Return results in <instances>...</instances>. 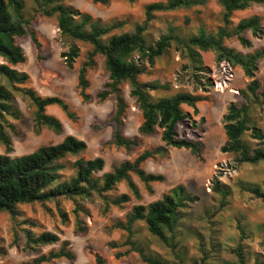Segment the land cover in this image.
<instances>
[{"label": "trees", "instance_id": "16d2710c", "mask_svg": "<svg viewBox=\"0 0 264 264\" xmlns=\"http://www.w3.org/2000/svg\"><path fill=\"white\" fill-rule=\"evenodd\" d=\"M94 5L108 6L111 0H88ZM133 4L135 0H124ZM264 0H216L220 7L218 23L211 28L199 24L194 33L187 36L177 33L169 25L166 33L156 40L148 39V29L159 14L187 11L202 8L208 0H157L143 6V20L133 26L131 33L117 34L127 25L126 20L102 22L90 14L80 12L63 0H32L34 9L45 18H54L60 36L71 42H79L87 47L75 79V89L81 102L92 99L103 103L113 97L114 109L108 120L113 125L111 140L107 143L114 148L130 153L141 145L140 136L154 135L160 131L161 145L148 147L131 160H123L110 171L98 175L104 167L101 157L93 159L77 158L86 150V144L72 135H66L59 143L35 148L31 153L10 157L11 139L9 134H16L15 124L22 118L16 107L14 96L18 94L31 109L34 133L47 129L55 135L63 131L61 122L46 113L50 106H56L65 117L75 121V114L68 104L57 96H40L28 86L29 76L15 69L25 62L22 49L16 39L28 36L35 49L40 45L36 34L29 28V20L24 18L22 0H0V146L5 154L0 155V212L6 213L11 221L18 217V207L37 204L46 208L47 203L57 205L59 201H68L73 205L74 232L82 234L85 226L81 217L88 215L83 202H99V213L107 216L115 209H121L132 201L141 202L143 193L152 196L153 185L163 182L161 174L148 173L142 165L147 161L165 160L169 150L185 149L201 160V143L197 140L177 137V126L184 124L188 114L186 106L196 112V105L205 99L189 92H179L168 97H153L151 93L166 92L168 85L158 80L142 81L154 68L157 60L163 57L171 45L180 48L188 67L193 71H203L201 53L211 52L216 62H226L239 68L248 79L244 89L240 90L242 102L229 103L222 117L225 142L220 152L232 156L235 165H256L264 163V130L253 122L251 112L257 106L264 111V81L255 78L257 63L264 58V49L242 53L226 45V41L235 40L242 48H250L251 42L245 38L250 33L253 38L264 35L261 18L251 15L233 22L234 14L247 10L251 5H261ZM80 49L71 44L61 54L66 69H73ZM102 60V68L107 81L102 89L91 97L89 73ZM195 83L198 84L196 74ZM127 85L129 97L134 100L140 113L137 135L125 137L122 133L123 119L129 108L122 95V87ZM264 115V113H263ZM247 137V138H246ZM71 158H76L70 161ZM124 182L127 193H116L117 186ZM241 192L264 203V182L262 186L239 182ZM217 199L213 205L214 216L228 204L230 187L214 184L211 188ZM196 197L186 191L182 185H176L156 201L148 204H135L122 218L109 220L106 226L108 234L118 231L124 234L121 242L109 241L107 247L113 251L116 260L135 254L144 264H206L207 255L198 241L200 258H186L187 250L180 245V230L187 212L196 201ZM59 215L65 220V213ZM142 224L147 233L169 250L174 261L159 258L149 250L147 244L135 239L136 225ZM27 224V228L14 230V240L18 231L23 238V248L37 254L36 257L22 264H48L58 260L72 262L74 253L67 241H60L56 234L47 231L35 232L37 227ZM234 229L237 235L235 247L230 253L236 264H246L243 242L250 237L242 222L236 221ZM252 232H250L251 234ZM16 242V241H15ZM58 245L44 254H39L42 247ZM103 260L95 256V264ZM254 264H261L255 259Z\"/></svg>", "mask_w": 264, "mask_h": 264}, {"label": "rangeland", "instance_id": "374dc122", "mask_svg": "<svg viewBox=\"0 0 264 264\" xmlns=\"http://www.w3.org/2000/svg\"><path fill=\"white\" fill-rule=\"evenodd\" d=\"M22 1L24 18L29 20V28L35 32L40 48L35 49L28 36L17 38L16 43L23 51L25 62L15 66V69L29 76L28 86L40 96H57L63 99L75 114V121L67 119L56 106H50L46 113L61 122L62 133L55 135L43 128L35 134L30 116L31 109L20 95L15 94V105L20 110L22 118L14 123L16 134H9L11 151L8 156L25 155L37 147L59 143L64 136L72 135L86 144V150L77 158L101 157L104 160L103 170L98 174L101 175L121 161L131 160L146 148L161 145L159 130L154 135L140 136V147L130 153L107 144L113 132V125L108 122L114 109L113 97L103 103H96L94 99L84 103L79 99L75 89L76 72L87 47L60 36L54 18H45L37 13L32 0ZM155 1L157 0H135L133 4H129L124 0H111L108 6H102L94 5L88 0H63L78 11L88 13L102 22L126 20L127 25L115 32L117 34L131 33L133 26L143 20V6ZM251 15L259 16L264 27V1L261 5H251L247 10L235 13L233 22ZM219 16L220 7L216 0H208L207 5L202 8L159 14L149 27L147 37L156 40L166 33L169 25L175 27L177 33L187 36L194 33L199 24L208 28L214 27ZM244 36L251 42L250 48H242L233 39L226 41V45L242 53L264 49V35L258 39L253 38L250 33H245ZM72 43L79 47L80 56L76 59L73 69L68 70L64 66L61 54L66 52ZM201 58L203 71H193L188 67L180 48L173 44L166 54L157 60L149 74L141 77L142 81L158 80L168 85V91L151 93L153 97H168L179 92H189L205 99L196 105L195 113L191 108L182 107L188 118L176 129L177 137L201 143V160L185 149H171L167 159L145 162L142 165L144 171L161 174L164 178L162 183L153 185V195L143 193L141 202L132 201L124 208H113L105 217L99 213L97 200L83 202L82 206L87 209L88 215L81 217L85 226V232L82 234L74 232L75 221L71 213L73 205L68 201L61 200L57 205L47 203L46 208L37 204L21 205L18 207L19 214L14 222L6 213L0 212V264H22L37 256L23 248V238L19 231L18 239L14 240V230L27 228L25 222L35 225L37 227L34 229L35 232L47 231L56 234L60 241L69 243L74 260L72 262L58 260L48 264H95L96 255L103 260L102 264H144L135 254L119 260L114 259L113 251L108 249L107 243L121 242L124 234L118 231L108 234L106 232L108 221L122 218L132 205H145L160 199L176 185H182L197 199L188 210L180 230V245L187 250L186 258H200L195 237L197 236L200 237L207 255L206 264H236L235 257L229 250L235 247L237 242L234 226L238 220L243 223L250 237L243 242L246 264H254L255 259L264 264V203L241 192L238 186L239 182L262 186L264 163L237 166L233 163L231 155L220 152V147L225 142L222 117L229 103L242 102L240 90L244 89L248 79L239 68L232 67L226 62H216L211 52H202ZM194 74L198 84L195 83ZM255 78L259 82L264 81V58L257 63ZM88 79L90 87L87 93L93 97L107 81L101 59L97 61L96 68L89 73ZM122 95L129 106L123 119L122 133L125 137L131 138L137 135L140 113L134 100L129 97L127 85L122 87ZM263 113L264 111L257 106L251 112L253 122L261 130H264ZM3 154L4 148L0 146V155ZM75 159L71 158L70 161ZM215 183L230 187L231 195L228 197L226 207L212 216L213 205L217 200L211 190ZM127 192L126 185L121 182L116 193ZM58 210L65 213V220L59 215ZM136 230L138 231L135 235L136 240L147 244L149 250L159 258L174 261L169 250L151 237L142 224H137ZM57 247V244L42 247L39 254Z\"/></svg>", "mask_w": 264, "mask_h": 264}]
</instances>
